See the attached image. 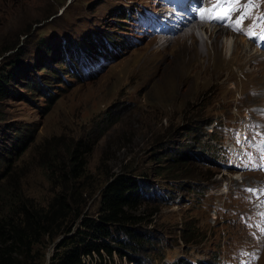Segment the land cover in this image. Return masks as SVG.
Wrapping results in <instances>:
<instances>
[{"label": "rangeland", "instance_id": "1", "mask_svg": "<svg viewBox=\"0 0 264 264\" xmlns=\"http://www.w3.org/2000/svg\"><path fill=\"white\" fill-rule=\"evenodd\" d=\"M253 3L241 31L231 21L247 0L231 21L188 8L226 29L207 41L206 60L203 37L182 45L168 34L174 0H0V210L47 209L65 195L76 201L70 220L97 218L102 189L127 172L145 194L131 227L148 239L134 262L102 252L91 264H264V0ZM235 40L261 61L236 67ZM77 148L80 177L70 172ZM61 238H46L32 264H51Z\"/></svg>", "mask_w": 264, "mask_h": 264}, {"label": "trees", "instance_id": "2", "mask_svg": "<svg viewBox=\"0 0 264 264\" xmlns=\"http://www.w3.org/2000/svg\"><path fill=\"white\" fill-rule=\"evenodd\" d=\"M8 81L9 75L1 72L0 99L8 97ZM79 150L75 149L70 156V172L77 177L82 176L85 167ZM2 194L0 179V197ZM144 200L145 194L136 177L122 172L108 180L102 189L97 218L87 217L80 221L82 214L78 213L75 221L70 220V215L77 209L76 201L65 195L54 198L47 209L12 203L6 210H0V264H32L37 248L45 239L60 236L63 238L56 246L51 264H91L87 259H93L94 255L102 257V252L109 257L116 252L121 258L134 262L133 255L143 244L139 240L148 239L131 227L143 220L137 213ZM78 221L81 222L79 228ZM113 229L120 231L124 239H115ZM190 230L194 231L187 228L186 232ZM184 239L189 242V239ZM108 240L119 246H112ZM176 264L190 263L182 261Z\"/></svg>", "mask_w": 264, "mask_h": 264}, {"label": "bare ground", "instance_id": "3", "mask_svg": "<svg viewBox=\"0 0 264 264\" xmlns=\"http://www.w3.org/2000/svg\"><path fill=\"white\" fill-rule=\"evenodd\" d=\"M199 1H201V0H198V2ZM190 4H191V2L189 1L187 3V8H186V11L188 12L187 16H185L182 12L181 13L180 12L175 13L176 16L173 17L172 21L174 23H176V25L171 24L172 21H170V23L167 26L168 34H177L180 32L179 36L177 38H175L174 40L182 39V42H181L182 45H184V44L187 45V43L185 42V40H187V39H193V41L194 40L200 41L199 37L200 36L203 37V39H201V42L203 43V51L204 52H201V50H199L200 49L199 47L197 49V46H196V51L198 50L199 54L201 53L202 58L209 60L210 54H209V48H208L207 41L212 40V37L214 38V41H217L220 34L225 33L226 29L219 27V26L214 27V29H210L211 26L205 25L202 22L200 23L199 21H197V18H194L192 16V14H190V10L188 9L190 7ZM172 26H173V28H172ZM209 32H210V34H209ZM205 34L208 37H205ZM162 36L165 37V35H162ZM171 39H173V38H171ZM169 41L170 40H167L165 42L161 41V44L158 48H164V47H166V45H170ZM235 42H236L237 46L234 48V52L232 53V57L231 56L230 57L233 58V61L237 60L238 65L236 67L241 68L244 66V64L241 62L242 58L246 59L247 63H249L251 61H253V63L261 61V56L258 53H255L253 51L251 52V50H249V48L245 49L244 46L240 47L238 45L237 40H235ZM188 49H195V47L194 48L189 47ZM241 75H242V77H246V76H249V73L247 71H241Z\"/></svg>", "mask_w": 264, "mask_h": 264}, {"label": "snow or ice", "instance_id": "4", "mask_svg": "<svg viewBox=\"0 0 264 264\" xmlns=\"http://www.w3.org/2000/svg\"><path fill=\"white\" fill-rule=\"evenodd\" d=\"M238 3V0H229V6L224 9L222 12H215L213 10V14L211 16V18L213 19H221V20H229L231 21V15L230 13L232 11H234V7L233 4ZM254 3L253 0H247V4L245 5V13L244 15L240 16L239 19L235 20V21H231V23H234L236 25L235 30L237 31H241L242 30V21L247 17L248 12L251 10L252 7H254ZM216 6H214L215 8ZM203 13H202V18H203ZM260 22L264 23V16H260L257 18ZM257 25L254 23L253 24V28H255ZM246 35L249 36H255L256 34L250 29L248 32L245 33ZM259 38L264 40V32L259 34ZM262 145H264V141L261 142ZM261 151L264 152V147L261 148ZM264 158V157H262ZM248 191H252V189H248ZM262 192H264V189L261 190ZM262 216H264V213H261ZM261 231H264V228H261Z\"/></svg>", "mask_w": 264, "mask_h": 264}]
</instances>
